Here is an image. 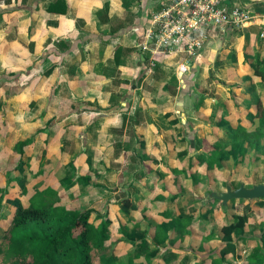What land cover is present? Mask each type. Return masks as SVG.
<instances>
[{"label": "crops", "instance_id": "obj_1", "mask_svg": "<svg viewBox=\"0 0 264 264\" xmlns=\"http://www.w3.org/2000/svg\"><path fill=\"white\" fill-rule=\"evenodd\" d=\"M56 1L0 0V201L9 214L18 191L71 180L77 205L108 214L113 227L129 199L130 264H264V199L222 206L208 197L226 191L228 169L251 165L254 176L264 167V137L234 149L227 134L229 126H262L246 109L257 102L247 92L264 84L252 72L264 58V0H222L253 21L214 31L182 83L174 60L157 56L148 70V55L134 47L168 0H63L66 11L51 13ZM233 95L241 99L236 114ZM258 99L264 107V94ZM221 106L225 119L242 118L218 123ZM125 117L137 121L134 139L119 131ZM216 142L225 147L223 166L207 174ZM239 216L248 218L243 230L217 232Z\"/></svg>", "mask_w": 264, "mask_h": 264}, {"label": "trees", "instance_id": "obj_2", "mask_svg": "<svg viewBox=\"0 0 264 264\" xmlns=\"http://www.w3.org/2000/svg\"><path fill=\"white\" fill-rule=\"evenodd\" d=\"M51 13H64L66 7L63 0H57L49 8ZM57 48L66 51L69 47L60 42ZM253 75L259 76L264 81V58H258L257 65L252 68ZM250 77L244 80L247 90L251 86ZM232 102L236 112H240L241 99L232 96ZM218 123L228 124V120L242 118L237 115L223 117V107H219ZM264 107L262 101L257 100L254 107L246 109V115L252 119L260 120V129L250 126L235 125L230 127L227 134L234 138V149L246 145L254 147L257 138L264 137ZM228 121V122H227ZM134 119H123L120 133L126 132L131 138L134 136ZM226 154L224 145L219 142L213 146L209 160L206 163V173L215 171L218 165L223 166V157ZM246 155L242 152L241 158ZM70 167L73 168L71 165ZM191 170V167L190 169ZM195 176L193 175V179ZM72 181L66 185L56 187L50 185L48 180H43L35 185L33 193L28 194L24 188L17 192L16 198L20 201L12 206L10 214L6 217L3 235L0 239V256L7 264H130L131 256L124 260L125 248L128 244L127 222L130 220L131 203L127 197L122 198L121 210L123 216L118 220L115 227L108 214H96L91 208H80L75 202V193L68 191ZM22 201V202H21ZM154 202L160 204L158 196ZM214 202V200H210ZM247 216H239L234 220L217 228V232L226 236L235 231L244 229ZM153 239L161 243L164 234L157 227L152 230ZM116 233V236L114 234Z\"/></svg>", "mask_w": 264, "mask_h": 264}, {"label": "built area", "instance_id": "obj_3", "mask_svg": "<svg viewBox=\"0 0 264 264\" xmlns=\"http://www.w3.org/2000/svg\"><path fill=\"white\" fill-rule=\"evenodd\" d=\"M252 21L249 12L227 8L222 0H168L165 8L152 16L150 29L134 47L148 55V70L156 67L157 56L174 60L176 76L182 83L214 31H223L229 24L241 28ZM262 24L264 27V20Z\"/></svg>", "mask_w": 264, "mask_h": 264}, {"label": "rangeland", "instance_id": "obj_4", "mask_svg": "<svg viewBox=\"0 0 264 264\" xmlns=\"http://www.w3.org/2000/svg\"><path fill=\"white\" fill-rule=\"evenodd\" d=\"M257 87H258V89H257ZM247 93H248L249 101L252 104H254L257 101L258 97L264 94V84H260V86L256 85L254 87V89H250ZM230 107L231 106L229 105V108ZM250 148H252V146H250ZM223 160H224V158H223ZM251 172H252V166L251 165L249 168H246L244 173H241V174L232 175L230 172V169H228L224 180L226 181V184H229L233 189L237 188L240 182L244 183V185L246 187H251L252 185L255 184V182H259V181L264 182V167H262L258 173L256 172V174H254V176L251 175ZM247 173H249V174H247ZM214 190L225 191V186L222 185V186L214 187ZM209 191L210 190L207 188V191L205 193H200V195H202V198H203L202 200L205 199V197ZM4 202H2V203H4ZM230 202L232 203V201H230ZM2 203L0 201V239L3 235V229H4V225L6 223L5 217L9 214L8 204L4 206ZM202 203L204 204V201ZM234 204H237V205H234ZM232 205L233 206L231 207L232 208L231 212H235V211L239 210V208H240L239 203L233 202ZM209 206H212V205H209ZM213 206H215V205H213ZM247 214L249 216V213H247ZM240 249L242 251L245 250L244 248H242V246H240ZM0 264H7L4 262V259L2 256H0Z\"/></svg>", "mask_w": 264, "mask_h": 264}, {"label": "water", "instance_id": "obj_5", "mask_svg": "<svg viewBox=\"0 0 264 264\" xmlns=\"http://www.w3.org/2000/svg\"><path fill=\"white\" fill-rule=\"evenodd\" d=\"M208 197L209 199L221 202L222 206H227L230 201L235 200L264 199V184H258L248 188L243 183H240L238 188L235 189L226 185L225 192H211Z\"/></svg>", "mask_w": 264, "mask_h": 264}]
</instances>
